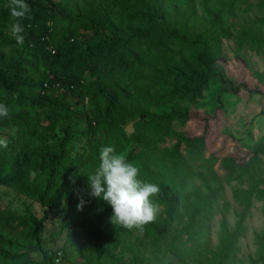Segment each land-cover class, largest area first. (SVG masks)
I'll use <instances>...</instances> for the list:
<instances>
[{"label":"trees","instance_id":"trees-1","mask_svg":"<svg viewBox=\"0 0 264 264\" xmlns=\"http://www.w3.org/2000/svg\"><path fill=\"white\" fill-rule=\"evenodd\" d=\"M19 1L0 0V103L9 108V115L0 117V131L17 129L8 138V149H0V190L13 189L45 208L42 219L33 215L25 219L37 239L47 214L57 205L60 180L65 178L63 169L76 167L68 163L72 131H65L57 149L53 143L67 109L61 94L70 92L79 106H88L87 134L104 131L106 144L121 153L135 140L144 144L141 152L127 159L138 160L135 164L140 173L148 171L160 186L153 198L160 210L143 228L85 220L87 229L97 231L95 246L85 255L86 264H123L114 254L115 234L116 243L135 250L133 264H173L166 261L167 255L188 264L185 250L189 244L191 254L208 264H235L247 213L254 202H264V168L248 189L234 188L233 196L243 210L237 214L233 230L222 221L218 250L213 251L210 223L219 213L225 191L215 166L221 157L229 156L223 158L227 184L242 174H255L258 162L264 159V135L253 148L239 147L240 140L231 136L236 145L233 154L222 148L206 158L205 137L178 131L176 126L185 127L190 122L191 115L182 105L202 99L215 75L222 42L233 36L230 18L241 0L212 5L201 0L202 15L195 0H76L71 6H59L55 0H26L27 9ZM259 4L264 8V0ZM13 9L23 15L14 17ZM16 23L22 27L19 33L13 31ZM256 24L264 26V17ZM7 32L18 38L20 49L3 36ZM244 46L264 54V34L242 27L239 50ZM163 105L175 108L157 112L150 120L152 109ZM19 107L23 109L19 111ZM36 108L58 115L49 116V123L43 124L40 115L31 112ZM129 123L135 124L131 136L125 131ZM168 140L175 143L162 147ZM100 148L98 143L93 169ZM194 160L205 161L206 171H195ZM156 164L167 167H151ZM155 168L164 170L156 172ZM42 172L46 174L44 186L38 176L32 178V174ZM196 179L200 185L194 183ZM96 206L112 216L106 203L98 200ZM17 220L14 211L0 206V264H55L58 251H43L42 260L35 261L28 253H12L3 246L8 238L5 230ZM255 240L258 259H251V263L264 264V231L256 233ZM63 257L72 264L68 252L63 251Z\"/></svg>","mask_w":264,"mask_h":264},{"label":"rangeland","instance_id":"rangeland-1","mask_svg":"<svg viewBox=\"0 0 264 264\" xmlns=\"http://www.w3.org/2000/svg\"><path fill=\"white\" fill-rule=\"evenodd\" d=\"M59 6H71L76 0H55ZM216 1L208 0L209 5ZM198 13L202 15L201 0H195ZM19 3L24 9L28 8L26 0ZM259 0H241L235 10V16L230 18L233 36L229 40L222 42V57L215 63V75L209 79L207 90L203 98L195 104L184 103L191 120L185 127L176 126L181 132L191 133L194 137L204 136L208 146L205 155L209 158L211 153H218L222 148L229 154H233L236 147L229 137L240 140L239 147L253 148L264 135V54L253 49L251 46L238 48V32L242 27L249 28L256 34H264V26L257 25L256 20L264 17V8L259 7ZM14 42V47L21 48L18 38L11 32L3 35ZM8 53L9 48L4 49ZM67 109L64 111L62 120L58 123L54 147L58 148L59 140L65 136V131L70 129L73 138L68 144V163L76 167H65V178L60 180V194L57 205L52 207L43 222V232L40 239H37L36 232L32 227L25 224V219L29 215L37 219L45 217V208L40 202L19 195L15 190L2 187L0 190V206L14 211L18 220L12 228L6 229L8 235L3 246L12 253H28L31 259L40 261L43 258V251L59 252L66 251L71 256L72 264H86L85 255L95 246L96 233L87 229L84 222L90 219L95 224L112 223L111 217L96 206L97 199L88 195V172L94 170L92 162L94 160V150L98 143L101 148L106 146L107 134L104 131L97 135L87 134L89 120L86 116L88 106L78 105L77 98L70 92L61 94ZM174 105H163L154 107L150 120L157 112H166L174 109ZM19 107L18 110H22ZM32 114L40 115L43 124L49 123V116L58 115V112L36 108L31 110ZM71 116L72 119H69ZM126 134L131 136L135 131V124L129 123L125 127ZM17 129L8 127L0 131V149H8L9 137L15 135ZM228 139L227 142L225 139ZM175 140H168L162 147L170 148ZM237 146V147H238ZM100 148V150H101ZM144 148V144L139 140L133 141L124 150L123 154L128 158L133 154H138ZM224 153V152H222ZM183 154L187 157L186 151ZM223 156L215 166V170L220 177L221 183L225 186L223 198L219 202V213L210 223L211 249L218 250L219 233L221 223L226 220L230 230H233L237 221V214L243 208L233 196L234 188L248 189L256 180L260 178V170L264 168V159L258 162L260 167L255 174L238 176L231 184H227V169L223 166ZM138 160L135 161L137 163ZM195 171H206L205 161H191ZM151 167H167L156 164ZM164 169H156L162 172ZM240 174V173H239ZM238 174V175H239ZM38 176L42 186L46 182L44 172L32 174V178ZM140 176L146 180L154 182L151 174L144 170ZM196 185H200L199 180H195ZM81 197L86 201L82 210H78L77 205ZM264 202H254L253 207L247 213L245 222L246 232L239 242V254L235 264H252L251 259H258V246L255 234L264 231ZM114 254L123 264H133L135 260V250L131 245L123 248L116 243L117 235H114ZM183 247V246H182ZM191 244L185 250L188 257V264H208L207 260H201L193 256ZM150 256V252L147 253ZM167 262L180 264L173 255H167ZM262 264V263H259Z\"/></svg>","mask_w":264,"mask_h":264},{"label":"clouds","instance_id":"clouds-1","mask_svg":"<svg viewBox=\"0 0 264 264\" xmlns=\"http://www.w3.org/2000/svg\"><path fill=\"white\" fill-rule=\"evenodd\" d=\"M12 15L22 16L23 13L13 9ZM13 31L21 32V25L14 24ZM8 115V106L0 103V117ZM84 175L87 176L88 195L111 207L112 223L129 229L143 228L156 218L160 209L153 198L160 192V186L142 179L137 165L114 146L102 147L94 170ZM85 203L81 197L78 210H82Z\"/></svg>","mask_w":264,"mask_h":264},{"label":"built area","instance_id":"built-area-1","mask_svg":"<svg viewBox=\"0 0 264 264\" xmlns=\"http://www.w3.org/2000/svg\"><path fill=\"white\" fill-rule=\"evenodd\" d=\"M55 264H70V263L64 259L63 253L61 251H59V252H57Z\"/></svg>","mask_w":264,"mask_h":264}]
</instances>
